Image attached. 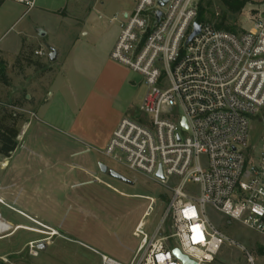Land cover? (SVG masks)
<instances>
[{"label":"built area","instance_id":"built-area-1","mask_svg":"<svg viewBox=\"0 0 264 264\" xmlns=\"http://www.w3.org/2000/svg\"><path fill=\"white\" fill-rule=\"evenodd\" d=\"M160 1L134 0L111 53L143 77L147 91L137 118L119 123L102 154L162 189L135 196L148 205L127 264H184L177 249L196 264H217L226 246L255 264L210 212L264 237V135L250 144L251 123L264 130V11L236 35L199 24L198 0ZM195 23L200 33L189 41ZM83 246L102 264H124Z\"/></svg>","mask_w":264,"mask_h":264},{"label":"rangeland","instance_id":"rangeland-1","mask_svg":"<svg viewBox=\"0 0 264 264\" xmlns=\"http://www.w3.org/2000/svg\"><path fill=\"white\" fill-rule=\"evenodd\" d=\"M247 1L249 3L240 14H230L237 19L236 35L250 31L254 27L255 11H264V0ZM102 3L111 13V18L118 16L116 24L123 19L119 14L130 11L134 6V0H102ZM207 5L216 15L212 23L215 27L227 8L221 0H205L204 6ZM32 15L27 14L28 19ZM19 30L18 26L14 27L5 38L6 43L12 41ZM46 50L43 57L36 56L32 49L28 50V54L33 53L34 61L45 63L39 67H28L24 61L17 67L15 62L8 69L9 85L0 83V119L5 114L18 119L20 135L15 162L28 158L30 165L29 169L18 170L15 174L18 182L9 184L8 191L3 192L1 220L10 223L11 228L0 234V264H102L101 258L83 245L127 264L137 247L133 236L135 227L148 205L135 196H156L162 189L149 178L132 173L105 157L102 152L106 148L102 151L90 149L72 156L73 151L86 148L67 136L61 127L47 125L40 122V117H35L34 112L42 103L41 95L54 73V63L50 61L53 49ZM14 54L13 45L7 54L10 62ZM134 78V83L120 89L117 103L126 105L121 115L123 118H137L146 95L143 77L135 74ZM107 114L99 124L102 133L115 121L118 109L114 116L111 111ZM250 135V144L259 146L264 135L263 126L252 122ZM4 160L0 156V168L3 167L1 163L6 162ZM100 163L134 184L102 175ZM69 164L76 166L70 173ZM210 217L222 233L245 247L255 259V264H264V237L216 212H210ZM22 226L42 233L18 229ZM33 244L36 248H32ZM43 245L45 247L41 249ZM217 264H248L247 255L240 248L226 246Z\"/></svg>","mask_w":264,"mask_h":264},{"label":"crops","instance_id":"crops-1","mask_svg":"<svg viewBox=\"0 0 264 264\" xmlns=\"http://www.w3.org/2000/svg\"><path fill=\"white\" fill-rule=\"evenodd\" d=\"M0 1V58L7 64V73L24 50L47 52V48L57 54L52 62L53 77L41 95L42 103L35 110V117L47 125L61 127L67 136L86 148L73 151L72 156L90 149H105L119 123L129 118L121 116L126 105L117 102L121 87L134 83L135 73L114 62L111 53L120 36L121 22L133 8L122 11L119 15L123 19L116 24L118 16L111 18L102 0H33L32 7L19 0ZM27 14L33 15L28 19ZM17 26L18 34L6 43L5 38ZM13 45L15 54L10 62L7 54ZM117 109V118L102 133L99 124L109 111L114 116ZM17 151L18 148L10 158L0 155L6 161L0 168V200L8 185L18 182V170L29 169L28 158L15 162ZM75 167L69 164L68 173Z\"/></svg>","mask_w":264,"mask_h":264},{"label":"trees","instance_id":"trees-1","mask_svg":"<svg viewBox=\"0 0 264 264\" xmlns=\"http://www.w3.org/2000/svg\"><path fill=\"white\" fill-rule=\"evenodd\" d=\"M204 1L199 3V12L197 22L199 24H211L216 19V15L211 11L209 5L204 6ZM227 12L217 21L215 28L221 31L236 34L237 19L232 18L231 15H238L242 12L245 6L249 3L247 0H221ZM231 14V15H230ZM234 19V20H233ZM33 54V53H32ZM23 51L16 60V66L20 63L26 62L28 67H39L41 63L34 61L33 55ZM9 77L7 75V64L0 58V83L4 86L9 85ZM18 119L12 114H5L0 119V155L5 158H10L18 148V137L20 132L17 128Z\"/></svg>","mask_w":264,"mask_h":264},{"label":"water","instance_id":"water-1","mask_svg":"<svg viewBox=\"0 0 264 264\" xmlns=\"http://www.w3.org/2000/svg\"><path fill=\"white\" fill-rule=\"evenodd\" d=\"M169 2V0H161L159 5L161 7H164L167 5V3ZM157 18H160L162 16V13L160 11H158L156 13ZM200 33V25L198 23L194 24V33L191 35V37L189 38V41H192L193 38L198 35ZM56 51L53 50L51 56H50V61L51 62H55L56 61ZM183 127L185 130H187V125H186V121H183ZM99 169L101 171L102 175L105 176H109L115 180L121 181L123 183L129 184V185H133L134 183L129 180L128 178H126L125 176L121 175L120 173L111 170L107 165L100 163L99 164ZM160 177H162V172H160L159 174ZM44 245L41 247V249H44ZM175 255L184 263V264H196L195 262L191 261L187 256H184L180 250H175Z\"/></svg>","mask_w":264,"mask_h":264},{"label":"bare ground","instance_id":"bare-ground-1","mask_svg":"<svg viewBox=\"0 0 264 264\" xmlns=\"http://www.w3.org/2000/svg\"><path fill=\"white\" fill-rule=\"evenodd\" d=\"M19 1H21L23 3H28L27 0H19ZM0 202H2V201L0 200ZM10 228L11 227L8 223H6L0 219V234H3L5 232L9 231ZM18 229H23L26 231H31V232H36V233H42V232H38L39 230H35V229L29 228V227H24V226L19 227ZM54 235H56V233H54Z\"/></svg>","mask_w":264,"mask_h":264}]
</instances>
